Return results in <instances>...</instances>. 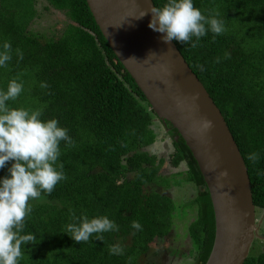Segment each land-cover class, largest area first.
I'll return each instance as SVG.
<instances>
[{"label": "trees", "instance_id": "obj_1", "mask_svg": "<svg viewBox=\"0 0 264 264\" xmlns=\"http://www.w3.org/2000/svg\"><path fill=\"white\" fill-rule=\"evenodd\" d=\"M39 0H0V46L9 41L12 60L0 68V88L13 78L24 91L13 106L42 108L58 118L74 142H61L59 162L66 179L32 203L24 234L37 242L23 245L20 264H143L152 245L170 235L177 209L168 188L193 182L197 215L191 223L187 255L205 264L216 222L211 196L192 151L168 121L158 117L97 24L87 0H45L68 20L60 30L39 31ZM162 6L164 0H154ZM203 14L219 13L224 32H208L195 48L177 44L221 109L251 177L257 210L264 211V0H194ZM195 40V38H193ZM23 53L20 59L16 50ZM226 54L227 57H226ZM47 83V88L40 87ZM128 94L123 96L119 92ZM155 118L172 140L170 163L186 170L162 173L165 159L148 151L159 132ZM257 154L256 160L248 159ZM0 169V177L7 168ZM76 216L108 215L119 231L103 240L76 242L65 231ZM139 221L142 230L131 227ZM120 244L123 255H110ZM174 251V250H173ZM193 262V263H194ZM244 264H264V250Z\"/></svg>", "mask_w": 264, "mask_h": 264}, {"label": "water", "instance_id": "obj_2", "mask_svg": "<svg viewBox=\"0 0 264 264\" xmlns=\"http://www.w3.org/2000/svg\"><path fill=\"white\" fill-rule=\"evenodd\" d=\"M87 3L152 109L172 124L198 162L216 222L205 264H244L255 239L262 236L249 169L221 109L175 41L164 43L162 34L149 27L151 14L138 18L154 0Z\"/></svg>", "mask_w": 264, "mask_h": 264}, {"label": "clouds", "instance_id": "obj_3", "mask_svg": "<svg viewBox=\"0 0 264 264\" xmlns=\"http://www.w3.org/2000/svg\"><path fill=\"white\" fill-rule=\"evenodd\" d=\"M149 13L152 17L149 27L161 33L162 41L167 44L175 40L195 48L208 32L213 34V39L224 32L219 13L203 14L194 0H164L162 6L153 3L138 18ZM16 54L23 59L19 49ZM11 60L12 46L5 41L0 46V68ZM40 87L48 85L42 82ZM23 91V82L18 78L11 79L6 89L0 88V169L12 162L8 174L0 177V264H20L23 245L37 242L35 234H24L25 219L33 210L31 201L41 198L42 193L50 195L66 179L64 165L59 162L60 145L64 142L67 147L74 146L68 129L60 125L58 118L45 119L42 108L9 103L16 102ZM248 159L256 160L257 154L249 155ZM131 227L142 230L139 221H132ZM113 231H119V225L108 215L89 218L73 212L72 222L64 232L76 242H88L94 234L103 240V233ZM109 254L123 255L124 248L120 244L110 245Z\"/></svg>", "mask_w": 264, "mask_h": 264}, {"label": "rangeland", "instance_id": "obj_4", "mask_svg": "<svg viewBox=\"0 0 264 264\" xmlns=\"http://www.w3.org/2000/svg\"><path fill=\"white\" fill-rule=\"evenodd\" d=\"M47 5L48 3L45 0L38 1L37 6L39 8L40 16L36 18V20L32 24V27L42 32L47 31L48 33H50L52 30H60L68 20L66 14L51 7H49L48 9H44V6ZM119 94L123 96V94L127 95L128 92L126 93L125 91H123L119 92ZM155 122L157 130L159 132V137L157 141L151 146H149L147 149L151 153H155L158 158L163 157L165 159L162 168V173L169 174L174 173L176 171L186 170L187 167L185 164H182L178 168H175L171 165V154L174 151L172 140L166 133L165 128L162 127L159 120L155 118ZM168 189L169 190H166V192H169L172 195L174 199V206L177 209V213L174 215L175 220H173V230L171 231L170 235H168L165 239L163 238V240L157 241L159 246L156 243L152 245V251L144 256L145 262L143 264H157L156 262H158V264H163V261H165L164 258L168 259V257L166 256V250L171 247L179 248L180 252L177 255L178 259L179 257H181L182 260L180 259V261L176 263L175 261L177 260L175 259V261H171L167 264H188L186 262L193 259V256L189 259L185 258L186 253L183 250L190 248V233L192 222L189 221L193 220V217L196 216V212L191 211V206L194 205L191 199H194L196 197L197 188H195L194 185L185 182L182 183V185H172L171 188ZM257 216L259 224L262 225L260 229V235H262L261 239L263 238V240L258 238L255 239L250 249V255L254 253L256 255L260 254L264 250V211L257 210ZM158 250L162 254L159 257H155V253ZM172 250L174 249H170V251Z\"/></svg>", "mask_w": 264, "mask_h": 264}, {"label": "flooded vegetation", "instance_id": "obj_5", "mask_svg": "<svg viewBox=\"0 0 264 264\" xmlns=\"http://www.w3.org/2000/svg\"><path fill=\"white\" fill-rule=\"evenodd\" d=\"M187 183H189V184H192V185H194V183L193 182H187ZM182 185V184H181ZM194 187H195V185H194ZM196 188V187H195ZM197 191H198V189H197ZM197 195V194H196ZM194 200H195V198L194 199H191V201H192V203H194ZM195 205V204H194ZM195 210V208L194 209H192L191 211H194ZM195 212V211H194ZM190 214H191V212H190ZM196 215H197V213H196ZM195 217V216H194ZM194 217H193V219H194ZM193 220H191V221H189V222H192ZM258 225H259V234H260V229H261V226L262 225H260L259 223H258ZM262 236V235H261ZM191 238V237H190ZM165 239V238H164ZM258 239H261V237L260 238H258ZM261 240H263V238L261 239ZM157 245H158V243H157ZM159 246V245H158ZM191 248H193V245H191ZM190 248V249H191ZM170 249H174V251L172 250V251H170ZM185 253H186V257L185 258H187V259H189V258H191L192 256H193V259L192 260H189L188 262H186V263H188V264H195V262H194V255H187V251H188V249H184L183 250ZM171 252V253H170ZM180 252V250H179V248L178 247H171V248H169L168 250H166V256L168 257V259H165L164 258V260L165 261H163V264H167V263H170L171 261H175V259L177 260V261H175L176 263L178 262V261H180V259L182 260V258L181 257H179V259H178V253ZM169 253V254H168ZM161 252L158 250L156 253H155V257H159V256H161ZM155 257H153V258H155ZM159 259V258H158ZM161 261V260H160ZM194 262V263H193ZM157 264H158V262H156ZM152 264H155V263H152ZM160 264V263H159Z\"/></svg>", "mask_w": 264, "mask_h": 264}]
</instances>
